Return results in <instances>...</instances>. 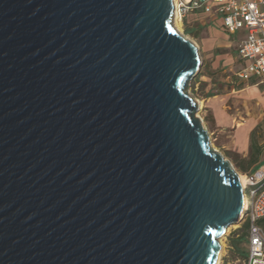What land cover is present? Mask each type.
<instances>
[{"label": "water", "instance_id": "95a60500", "mask_svg": "<svg viewBox=\"0 0 264 264\" xmlns=\"http://www.w3.org/2000/svg\"><path fill=\"white\" fill-rule=\"evenodd\" d=\"M172 15L0 0V264H215L243 190L193 114L202 60Z\"/></svg>", "mask_w": 264, "mask_h": 264}, {"label": "rangeland", "instance_id": "374dc122", "mask_svg": "<svg viewBox=\"0 0 264 264\" xmlns=\"http://www.w3.org/2000/svg\"><path fill=\"white\" fill-rule=\"evenodd\" d=\"M177 16L178 33L196 46L202 61H210V58L215 55L212 54L213 52L226 53L228 56L234 55L236 52V43L232 40L240 35V31H230L233 38L228 37L223 32L226 30H220L221 23L215 20L213 13L191 11L185 15L178 14ZM214 24L219 25V27ZM191 30L193 31L190 32ZM239 68L236 59H231L228 64L221 68L209 69L210 71L202 67L201 74L197 73L187 80L185 90L197 105L193 114L202 120L208 132L209 144L212 149L228 159L237 173L245 175L238 167L242 157L238 152V134L236 135L235 129L249 116V112H255L252 107L255 100L251 95L248 96L244 90H240L239 87H244L246 81L237 77L236 72ZM206 72L213 74H209L210 77H208L204 74ZM202 81L209 84L202 86L200 84ZM209 87L215 94L206 97L204 94ZM212 102L216 103L213 116L209 113ZM253 138L258 144L264 146V119L254 129ZM243 163L246 164V162ZM232 225L228 226L226 232L218 238V241L221 240L222 242V252L218 258V264H241V258L234 254L233 247L230 245V238H237L241 234L243 223L239 222L235 224V227ZM240 246L245 248V243L242 242Z\"/></svg>", "mask_w": 264, "mask_h": 264}, {"label": "built area", "instance_id": "2783aa9c", "mask_svg": "<svg viewBox=\"0 0 264 264\" xmlns=\"http://www.w3.org/2000/svg\"><path fill=\"white\" fill-rule=\"evenodd\" d=\"M176 3V4H175ZM213 13L227 31L243 30L237 54L245 60L241 80L264 79V0H173V12ZM242 219L246 223L245 255L241 264H264V170L245 174Z\"/></svg>", "mask_w": 264, "mask_h": 264}, {"label": "crops", "instance_id": "0c3cea01", "mask_svg": "<svg viewBox=\"0 0 264 264\" xmlns=\"http://www.w3.org/2000/svg\"><path fill=\"white\" fill-rule=\"evenodd\" d=\"M216 21H219V19H215ZM215 23V22H214ZM216 27H219V25ZM220 29V28H219ZM221 31L225 30L222 26H221ZM220 30H217L220 32ZM240 31V35L238 37L235 38V40H232L233 42L236 43V52L234 53V55H230L228 56L226 53L222 54V53H212L214 55L213 58H210V61L207 60H203L202 61V67H205L208 69V71H210L209 69H217V68H221L223 65L228 64L229 61L231 59H236L239 63V70L242 68V66L245 64V60L243 58H241L238 54H237V44L238 41L240 40V38L242 37V35L244 34L243 30H238ZM213 32V31H211ZM224 34H226L228 37L233 38L230 31H223ZM237 32V31H236ZM218 39V37H217ZM229 42V41H228ZM231 42V40H230ZM207 59V58H206ZM222 63V66H221ZM238 70V71H239ZM212 71V70H211ZM238 71L236 72V75L238 73ZM213 72V71H212ZM212 72H206L204 74H206L208 77H210V75L208 74H213ZM238 77V76H237ZM240 79V78H239ZM241 80V79H240ZM246 83H244V87H239L240 90H244L245 93L248 96H252L254 98V103L252 104V107L255 109V112L251 113L249 112V116L246 117L244 119L243 122L240 123L239 126L236 127L235 131H236V135L238 134V143L237 145L239 146V153L241 155L242 158H248L249 152H250V142H251V133L254 132V129L256 128V126L258 125V123H260L263 119H264V79H259L255 76L250 77L248 80H245ZM213 96V95H212ZM209 97V96H208ZM210 115H214V107L216 105V103L214 104L212 102V104H210ZM254 144L259 147V151L260 153L257 155V161L250 165L248 167V169L244 172V174L246 173H252L256 170H264V146L258 144L254 138H253ZM255 166V169H253V167Z\"/></svg>", "mask_w": 264, "mask_h": 264}, {"label": "trees", "instance_id": "16d2710c", "mask_svg": "<svg viewBox=\"0 0 264 264\" xmlns=\"http://www.w3.org/2000/svg\"><path fill=\"white\" fill-rule=\"evenodd\" d=\"M192 31L193 30H191L190 32H192ZM198 74H201V69L198 72ZM210 75H212V74H210ZM200 84L203 86V85H208L209 83L202 81ZM214 94L215 93L212 91V88L209 87L207 92H205L204 96L208 97V96H212ZM259 153H260L259 147H257L254 144L253 132H252L251 133V142H250V152H249L248 158H242L241 162H239L238 167L240 168V170L242 172H245L250 165L254 164L257 161V155ZM243 162H246V164ZM253 169H255V166L253 167ZM246 227H247V224L243 223V230H242L241 234L238 235L237 238H230V245L233 247L234 254L237 255L239 258H243L245 255V248H242L240 246V244L242 242L246 243Z\"/></svg>", "mask_w": 264, "mask_h": 264}, {"label": "bare ground", "instance_id": "6f19581e", "mask_svg": "<svg viewBox=\"0 0 264 264\" xmlns=\"http://www.w3.org/2000/svg\"><path fill=\"white\" fill-rule=\"evenodd\" d=\"M177 15H178L177 12L174 11L173 12V15H172V17H173L172 26L178 32V30H179V24H178V21H177V17H178ZM238 180H239L240 186L243 188L244 187V184H245V177H244V175L238 173ZM245 204H246L245 203V197L243 195V207L245 206ZM242 212H243V210H242ZM241 213H240V215H241ZM237 223L238 222H235L232 226L235 227L236 226L235 224H237ZM227 229H228V227L225 229L224 232H226ZM219 244H220V248H219V251H218L217 260H216L215 264H218V258H219L220 253L222 252V242H221V240H219Z\"/></svg>", "mask_w": 264, "mask_h": 264}]
</instances>
